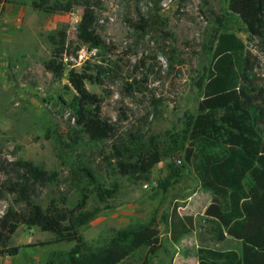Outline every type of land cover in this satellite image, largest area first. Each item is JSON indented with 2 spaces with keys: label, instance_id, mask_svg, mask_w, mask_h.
<instances>
[{
  "label": "rangeland",
  "instance_id": "rangeland-1",
  "mask_svg": "<svg viewBox=\"0 0 264 264\" xmlns=\"http://www.w3.org/2000/svg\"><path fill=\"white\" fill-rule=\"evenodd\" d=\"M25 1L8 3L12 9L3 13L0 4V218L9 205L28 210L24 201H14L17 195L9 185L18 179L19 160L57 172L55 182L37 184L32 192L43 208L52 200L73 208L81 197L76 182L85 180L89 168L104 187L118 185L115 196L105 202L89 187L87 209L100 208L80 228L89 245L100 246L115 230L155 218L161 248L153 264H174L177 255L196 264L201 246L239 248L226 233L223 239L217 237L223 228L205 215L212 193L201 187L191 165L176 171L179 174L165 190L161 188L170 164L181 163L186 144L183 121L197 113L219 20L229 0H78L71 11L52 14ZM55 1L68 0H51ZM86 1L96 11L95 26L107 43L105 49L77 41ZM230 25L251 53L257 81L264 84V45L250 36L241 19ZM59 30L67 34L69 52L62 54L65 72L57 77L45 62L54 48L51 36ZM83 46L89 55L97 48L96 54L80 58ZM71 70L95 78L85 82L101 98V117L114 126L109 138L94 141L78 124L70 105L77 94L69 80ZM153 146L159 147L162 158L148 173L121 172V162H134L139 151ZM175 214L192 216L195 227L178 242L171 239L169 225ZM9 244L20 246L19 253L1 256L0 264H48L73 246L27 224L18 227ZM149 252L145 247L137 258Z\"/></svg>",
  "mask_w": 264,
  "mask_h": 264
},
{
  "label": "trees",
  "instance_id": "trees-1",
  "mask_svg": "<svg viewBox=\"0 0 264 264\" xmlns=\"http://www.w3.org/2000/svg\"><path fill=\"white\" fill-rule=\"evenodd\" d=\"M26 2L3 0L1 12L8 3ZM77 3L31 1L34 8L48 14L71 11ZM84 5L83 17L77 26V41L107 48L96 30L94 7L89 1ZM237 17L250 36L264 45V0H229L228 11L219 20L213 61L203 78V97L197 113L186 116L183 121L186 144L181 146V163L170 164L171 172L161 185L165 190L179 174L176 171L191 165L201 187L212 193L205 215L223 228L217 237L223 239L226 233L239 244L236 249L201 246L197 264H264V84L257 81L245 42L232 31L230 24L238 21ZM51 40L54 48L45 68L60 77L65 72L62 54L66 49L69 52L65 30L52 35ZM86 79L95 78L84 71H70V83L77 91L70 105L78 124L90 138L103 141L112 135L114 126L101 117V98L88 90ZM138 157L134 162H121V172L146 174L160 161L162 153L158 146H153L139 151ZM15 165L18 179L10 181V190L17 195L14 201H24L28 210L9 205L0 218V257L19 253L20 246H10L9 242L18 227L27 224L53 232L58 242H73L67 253L56 254L48 264H153L152 257L161 248L155 218L121 227L107 242L96 247L89 245L80 231L100 211V208L87 209L89 187L105 202L115 196L117 184L113 188L104 187L88 168L85 180L76 182L81 188V197L73 208L59 206L55 200L43 208L35 202L32 192L35 193L37 184L55 182L57 172L47 171L32 161L19 160ZM165 220L169 222L167 216ZM169 225L174 242L195 229L192 216L175 214ZM145 247L149 248V254L137 258V253Z\"/></svg>",
  "mask_w": 264,
  "mask_h": 264
},
{
  "label": "built area",
  "instance_id": "built-area-1",
  "mask_svg": "<svg viewBox=\"0 0 264 264\" xmlns=\"http://www.w3.org/2000/svg\"><path fill=\"white\" fill-rule=\"evenodd\" d=\"M96 51L97 48H93V50H91L89 55V49L87 48V46H83L78 50L80 58H83L84 56H91L93 54H96Z\"/></svg>",
  "mask_w": 264,
  "mask_h": 264
},
{
  "label": "crops",
  "instance_id": "crops-1",
  "mask_svg": "<svg viewBox=\"0 0 264 264\" xmlns=\"http://www.w3.org/2000/svg\"><path fill=\"white\" fill-rule=\"evenodd\" d=\"M0 4H3L2 2ZM12 8L9 6V4H6L5 10L9 11ZM174 264H187V261L184 259L183 256L179 257V255H177L176 257V261L174 262ZM197 264V263H196Z\"/></svg>",
  "mask_w": 264,
  "mask_h": 264
},
{
  "label": "water",
  "instance_id": "water-1",
  "mask_svg": "<svg viewBox=\"0 0 264 264\" xmlns=\"http://www.w3.org/2000/svg\"><path fill=\"white\" fill-rule=\"evenodd\" d=\"M116 58V57H115Z\"/></svg>",
  "mask_w": 264,
  "mask_h": 264
}]
</instances>
